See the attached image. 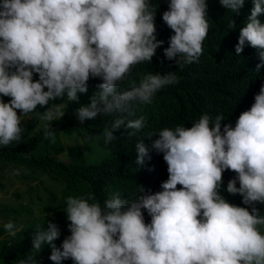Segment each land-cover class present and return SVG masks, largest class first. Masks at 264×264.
I'll use <instances>...</instances> for the list:
<instances>
[{
	"label": "clouds",
	"instance_id": "obj_1",
	"mask_svg": "<svg viewBox=\"0 0 264 264\" xmlns=\"http://www.w3.org/2000/svg\"><path fill=\"white\" fill-rule=\"evenodd\" d=\"M219 2L239 15L246 0ZM252 4L235 51L239 56L246 45L256 49L259 72L264 67V0ZM207 10V0H168L162 20L174 34L164 55L180 68L203 54L210 29ZM155 18L151 0H0V147L21 142L22 120L29 116L46 122L44 137L55 143L51 122L64 116V104L43 112L38 106L58 97L78 101L92 78L102 83L90 103L76 110L79 122L114 117L104 129L106 143L121 128L135 135L144 127L143 117L131 118L135 107L150 104L159 90L179 82L175 72H149L138 86L118 90L133 68L150 63L164 43L157 39ZM228 27H236L234 19ZM3 97L11 99L5 102ZM223 120V115L213 120L204 114L190 128L156 132L151 147L168 166L161 191L139 186L135 199L116 193L103 205L91 193L68 196L64 211L71 234L57 247L60 228L49 221L34 234L33 253L47 243L55 264L69 259L73 264H264V215L256 206L263 210L264 84L234 127L222 125ZM135 149L138 166L151 160L143 140ZM224 172L225 179L235 176L227 189ZM223 189L239 194L248 207L230 203ZM4 228L13 237L19 231L12 222ZM18 264H36L35 255Z\"/></svg>",
	"mask_w": 264,
	"mask_h": 264
},
{
	"label": "trees",
	"instance_id": "obj_2",
	"mask_svg": "<svg viewBox=\"0 0 264 264\" xmlns=\"http://www.w3.org/2000/svg\"><path fill=\"white\" fill-rule=\"evenodd\" d=\"M151 3L156 9L157 39L164 43L157 49L150 63L144 62L133 68L129 79L118 90L123 92L133 85L138 86L142 76L149 72L160 75L175 72L179 82L159 90L150 104L135 107V116L131 118L143 117L144 127L141 130L136 131L133 136H128L124 128L114 130L116 138L106 143L104 129L111 127L114 117L98 116L83 124L79 122L76 110L90 103L91 96L99 90L98 84L102 83L101 79L92 78L88 82V92L78 93V101L71 102L66 97L50 101L49 105L63 103L62 110L65 112L61 119L51 122L52 130L57 133L55 143L44 137L45 123L37 129L42 121L29 116L26 122L22 121L24 132L21 142L0 147V162L26 167L35 174L46 175L62 184L59 199L51 189L44 188L48 200L43 202L38 197V201L43 202L41 213H47L50 204L62 205L65 209L68 196L91 193L103 205L106 199L116 193L124 199H135L139 194V186H143L145 190L150 189L153 193L161 191V183L168 178V166L163 155L151 147L158 138L155 133L165 127L182 125L190 128L204 114L210 115L213 120L217 115H223L225 120L222 125L231 123L234 127L239 115L250 109L255 95L264 84V67L259 72L255 70L257 64L261 63L257 50L246 45L241 55L237 56L235 51L240 30L246 26L253 7L252 0H246L239 15L223 7L219 0H207L210 29L203 41V54L198 62L183 68L164 55V49L169 46V38L174 34L162 20V14L168 9V0H151ZM232 19L236 27L229 29L228 24ZM260 19L264 22V16ZM38 78V75L34 76V79ZM3 99L8 102L11 98ZM46 109V106H38L37 111L43 112ZM18 114H21L19 110ZM74 134L94 136V148H89L85 142L64 146L62 138ZM141 140L149 147L152 158L146 159L143 166H138L135 145ZM234 177L226 176L225 179V172L223 173V185L226 189L228 181ZM226 189L221 190V194L230 203L248 207L242 203L239 194H229ZM28 192L31 193V188ZM256 206L264 215L259 204ZM9 211L15 215L9 222L14 223L17 229V216L24 215L26 219L15 237L4 226L0 227V264H18L19 260L29 255H35L36 264H55L49 258L51 246L47 243L40 252L33 253L34 234L46 229L50 220L40 214L35 215L27 206L20 209L15 207ZM144 215L145 222L150 223L151 217L147 211ZM65 238L61 233L54 243L59 247ZM61 264H73V261L64 260Z\"/></svg>",
	"mask_w": 264,
	"mask_h": 264
},
{
	"label": "rangeland",
	"instance_id": "obj_3",
	"mask_svg": "<svg viewBox=\"0 0 264 264\" xmlns=\"http://www.w3.org/2000/svg\"><path fill=\"white\" fill-rule=\"evenodd\" d=\"M50 106L48 105L46 107ZM26 120L27 117H24L22 121L26 122ZM44 123L46 122L42 121L37 129L43 126ZM95 140L96 138L94 136H78L74 134L64 136L62 143L64 146H67L75 143L83 144L85 142L89 148L93 149ZM17 171L18 174H15ZM29 188H31V193L28 192ZM44 188L51 189L57 199L60 198L62 184L58 180H51L46 175L35 174L26 167H21L13 163L0 162V227L4 226V224L8 223L15 216L9 209L15 207L20 209L27 206L35 215L40 214L51 222L56 223L61 233L66 237L69 236L71 234L68 230L69 222L65 219L67 216L62 205L50 204L48 212L45 214L41 213L43 202L48 200V196L44 193ZM38 197L43 202H39ZM260 205L264 210V204ZM3 208H8V210ZM17 218L19 229L24 225L26 218L24 215H19Z\"/></svg>",
	"mask_w": 264,
	"mask_h": 264
}]
</instances>
